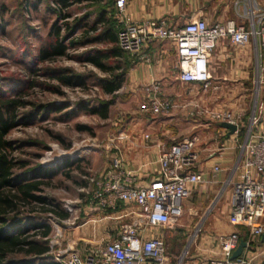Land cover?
<instances>
[{"label":"rangeland","instance_id":"374dc122","mask_svg":"<svg viewBox=\"0 0 264 264\" xmlns=\"http://www.w3.org/2000/svg\"><path fill=\"white\" fill-rule=\"evenodd\" d=\"M113 1H84L64 8L59 0H0V102L19 100L15 111L18 120L28 119L26 125L18 123L5 135L8 158L16 162V173L37 174L42 194L58 202L61 210L69 214L68 219L60 220L54 215L33 213L31 208L25 212L50 225L48 245L53 258L69 243V232L90 217L95 182L109 166L118 137L117 121L125 118L122 105L127 97L123 90L106 94L100 87L102 80L126 70L124 56L103 61L110 67L120 66L113 72H103L85 59L89 52L114 47L105 35L110 23L116 28ZM104 13L108 21L97 23ZM52 28L59 30L68 48L63 56L40 60V49L54 36L50 33ZM58 71L81 77L82 85H62L54 77ZM259 86L256 81L242 133L252 128V117L248 126L246 122L260 99ZM206 96L211 97L209 107H215L216 95ZM109 102L106 118L91 111ZM55 107L64 109L54 111ZM224 195L223 200L228 201ZM229 200L231 203V197ZM186 202L182 216L173 226L159 228L158 233L165 240L173 262L182 257L188 264H195L208 255L209 248L199 246L201 238L217 237L232 225L218 224L219 231L214 233L210 229L208 214L220 207L219 198L206 202L198 212L185 208ZM36 206L35 210L41 208ZM231 230L239 229L232 226ZM263 259L264 255L258 257V262Z\"/></svg>","mask_w":264,"mask_h":264},{"label":"crops","instance_id":"0c3cea01","mask_svg":"<svg viewBox=\"0 0 264 264\" xmlns=\"http://www.w3.org/2000/svg\"><path fill=\"white\" fill-rule=\"evenodd\" d=\"M263 13L264 0H126L125 6V14L134 24L165 19L173 27L202 19L208 26L233 22L248 28L252 21H264L261 20ZM175 52L171 41L157 40L146 44L136 55L125 53L121 56L126 59L127 66L119 89L127 97L122 105L125 118L117 121L118 137L114 140L107 169L118 160L124 169L132 172V185L147 186L159 178L160 151L181 139L197 136L196 170L201 173L202 182L193 188L190 200H185V208L198 212L203 204L219 198L220 207L211 211L207 219L214 233L219 231L218 224L229 223L232 186L228 182L236 180L233 170L239 156L237 144L247 139L254 141V136L264 134V50L258 49L255 40L245 44H234L228 38L219 40L209 58L211 78L206 90L203 84H185L178 80ZM256 81L261 84L257 90L260 99L246 123L248 126L253 116L257 122L251 128L252 138H246L248 132L242 131ZM208 94L216 95L218 100L213 108L209 107L211 97H207ZM154 96L171 100L176 106L165 115L142 112L141 106ZM210 110L231 112L239 118L240 130L229 133L222 123L203 113ZM216 165L221 171L213 173ZM224 194L228 201L223 200ZM89 213L90 217L73 228L67 239L81 255L115 237L124 220L128 222L137 217L138 209L119 202L105 212L91 209ZM232 226L225 227L223 234L233 232ZM150 232L147 231L146 236ZM215 238H201L199 246L209 248L206 259L218 257ZM202 260H196L195 264Z\"/></svg>","mask_w":264,"mask_h":264},{"label":"built area","instance_id":"2783aa9c","mask_svg":"<svg viewBox=\"0 0 264 264\" xmlns=\"http://www.w3.org/2000/svg\"><path fill=\"white\" fill-rule=\"evenodd\" d=\"M125 6L126 0H114L118 47L136 55L146 44L171 41L176 51L178 80L185 84L200 83L204 90L208 88L209 58L221 39L228 38L234 44L255 40L258 49L264 50V21H252L248 28L233 22L208 26L202 19L182 27L170 26L165 19L134 24L125 14ZM175 106L171 100L154 96L141 106V111L165 115ZM203 113L217 123L235 125L236 132L240 130L239 118L227 110ZM256 122L253 116L252 124ZM250 132L246 138H252ZM254 138L237 145L239 156L233 170L236 180L228 182L232 186L228 221L239 230L218 235L215 238L218 257L203 259L198 264H264V259L258 262V257L264 255V134ZM197 142V136L192 135L162 149L158 157L159 178L144 187L132 185V172L114 160L95 182L90 207L105 212L123 202L138 209L137 217L122 223L115 237L99 243L85 255L68 243L54 259L59 264H188L182 257L174 262L170 259L158 229L173 226L183 214V202L202 182L201 173L196 170ZM212 169L213 173L221 171L218 165ZM147 231L149 236L145 234ZM240 241L246 247L240 257L231 260Z\"/></svg>","mask_w":264,"mask_h":264},{"label":"trees","instance_id":"16d2710c","mask_svg":"<svg viewBox=\"0 0 264 264\" xmlns=\"http://www.w3.org/2000/svg\"><path fill=\"white\" fill-rule=\"evenodd\" d=\"M101 2L103 0H59L64 8L71 4L82 2ZM104 13L97 23L108 21ZM65 15V14H64ZM65 18V17H64ZM113 23V22H112ZM114 24V23H113ZM106 30V39L114 45L110 50L94 51L86 54V61L92 63L103 72H113L120 69L119 65L110 67L104 64V60L118 58L123 55V51L117 45L118 26ZM52 40H48L46 45L40 49V60H47L51 57L65 55L67 45L59 36V30L52 28ZM51 36V37H52ZM74 46V43H71ZM62 85L77 87L82 85V78L69 74V72H57L54 74ZM123 82V72L113 75L111 79L100 82V87L106 94H113L118 91ZM21 102L10 99L0 102V264H59L50 256L48 238L51 227L48 223L41 221L36 216L26 215L25 212L31 208L33 213L41 212L54 215L57 219L66 220L69 214L61 210L60 205L55 200L49 199L42 194V182L37 180V174L31 176L18 174L15 172L16 162L8 158V143L5 135L20 123L26 125L28 119L18 120L15 113L16 107ZM111 103H104L98 110H91L100 114L102 118L107 117V108ZM64 107H55L54 111H61ZM32 205L41 207L35 210ZM33 215V214H32Z\"/></svg>","mask_w":264,"mask_h":264},{"label":"water","instance_id":"95a60500","mask_svg":"<svg viewBox=\"0 0 264 264\" xmlns=\"http://www.w3.org/2000/svg\"><path fill=\"white\" fill-rule=\"evenodd\" d=\"M222 127L229 130V133H231V134L235 133L237 130L235 125H231V124H227V123H222ZM262 241H264V236L262 237ZM245 247H246V243L244 241H240L238 247L236 248V250L232 253V255L230 257L231 260H234V259L240 257L242 255V252H243Z\"/></svg>","mask_w":264,"mask_h":264}]
</instances>
